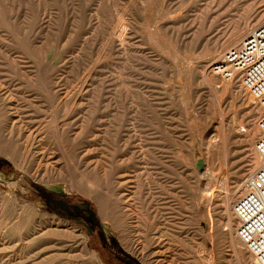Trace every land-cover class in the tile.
Returning a JSON list of instances; mask_svg holds the SVG:
<instances>
[{
	"label": "rangeland",
	"instance_id": "rangeland-1",
	"mask_svg": "<svg viewBox=\"0 0 264 264\" xmlns=\"http://www.w3.org/2000/svg\"><path fill=\"white\" fill-rule=\"evenodd\" d=\"M263 22L264 0H0V264H251L233 205L263 108L211 66Z\"/></svg>",
	"mask_w": 264,
	"mask_h": 264
},
{
	"label": "built area",
	"instance_id": "built-area-1",
	"mask_svg": "<svg viewBox=\"0 0 264 264\" xmlns=\"http://www.w3.org/2000/svg\"><path fill=\"white\" fill-rule=\"evenodd\" d=\"M211 71L227 80L237 78L253 102L263 108L255 150L262 164L243 182L245 193L234 203L236 234L255 259L264 264V23L252 30L240 47L229 48Z\"/></svg>",
	"mask_w": 264,
	"mask_h": 264
},
{
	"label": "bare ground",
	"instance_id": "bare-ground-1",
	"mask_svg": "<svg viewBox=\"0 0 264 264\" xmlns=\"http://www.w3.org/2000/svg\"><path fill=\"white\" fill-rule=\"evenodd\" d=\"M264 23V22H263ZM242 42V41H241ZM239 44V43H238ZM240 45H241V43L239 44V45H236V46H234V47H240ZM207 76V75H206ZM258 129H259V125H258ZM259 131H260V129H259ZM257 152V151H256ZM258 154V153H257ZM259 155V154H258ZM260 156V155H259ZM259 159H262L261 158V156H260V158ZM257 165V164H256ZM236 230V229H235ZM236 236H237V234H235ZM238 237V236H237ZM240 240V239H239ZM241 241V240H240ZM242 242V241H241ZM236 243V242H235ZM243 243V242H242ZM251 254V253H250ZM251 256H253L252 254H251ZM205 259V264H213V257H212V255L211 254H209V255H207V256H205L204 257ZM251 264H256V262H255V259H254V257H253V262H250Z\"/></svg>",
	"mask_w": 264,
	"mask_h": 264
},
{
	"label": "water",
	"instance_id": "water-1",
	"mask_svg": "<svg viewBox=\"0 0 264 264\" xmlns=\"http://www.w3.org/2000/svg\"><path fill=\"white\" fill-rule=\"evenodd\" d=\"M88 226V225H87ZM88 229L91 230V228L88 226Z\"/></svg>",
	"mask_w": 264,
	"mask_h": 264
}]
</instances>
